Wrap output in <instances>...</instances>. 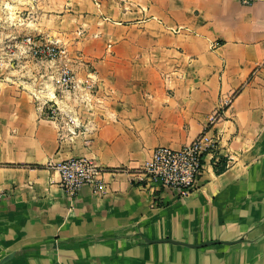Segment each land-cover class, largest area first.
<instances>
[{"label": "crops", "instance_id": "0c3cea01", "mask_svg": "<svg viewBox=\"0 0 264 264\" xmlns=\"http://www.w3.org/2000/svg\"><path fill=\"white\" fill-rule=\"evenodd\" d=\"M19 2L21 23L73 43L99 104L88 145L60 142L18 70L0 69L3 264H264V0ZM229 96L210 129L225 169L206 155L185 197L145 185L152 150L189 143ZM68 157L103 167L106 191L66 195L47 163Z\"/></svg>", "mask_w": 264, "mask_h": 264}, {"label": "built area", "instance_id": "2783aa9c", "mask_svg": "<svg viewBox=\"0 0 264 264\" xmlns=\"http://www.w3.org/2000/svg\"><path fill=\"white\" fill-rule=\"evenodd\" d=\"M9 41L0 57V69L18 70V85L28 92L44 117L55 123L60 142L82 137L88 145L93 130L91 117L99 104V80L93 71L82 78L77 76L75 66L82 63L81 54L72 51L71 44L62 36L40 32ZM231 101L232 96L222 98L208 115L203 131L189 143L179 148L156 146L138 168L145 185L173 189L179 197L188 195L203 173L206 155H211L213 164L218 160L219 138L210 129ZM47 166L58 173L62 191L71 198L84 186L96 195L106 191V170L90 158L68 157L49 161Z\"/></svg>", "mask_w": 264, "mask_h": 264}, {"label": "rangeland", "instance_id": "374dc122", "mask_svg": "<svg viewBox=\"0 0 264 264\" xmlns=\"http://www.w3.org/2000/svg\"><path fill=\"white\" fill-rule=\"evenodd\" d=\"M26 1L22 0V4L26 5ZM20 4L19 0H0V57L4 55L5 44L9 43L12 37L20 38L25 34L38 33L32 29L31 24L21 23L20 17H27L30 11L27 8L19 10Z\"/></svg>", "mask_w": 264, "mask_h": 264}, {"label": "water", "instance_id": "95a60500", "mask_svg": "<svg viewBox=\"0 0 264 264\" xmlns=\"http://www.w3.org/2000/svg\"><path fill=\"white\" fill-rule=\"evenodd\" d=\"M166 241H169V242H174V243H181V242H177V241H173L171 239H166ZM220 241H207V242H203L199 245H191V244H188V243H181V244H184L186 246H205V245H210V244H215V243H219ZM12 257V254L9 253L7 255H5L1 260H0V264H3L4 262H6L9 258Z\"/></svg>", "mask_w": 264, "mask_h": 264}, {"label": "trees", "instance_id": "16d2710c", "mask_svg": "<svg viewBox=\"0 0 264 264\" xmlns=\"http://www.w3.org/2000/svg\"><path fill=\"white\" fill-rule=\"evenodd\" d=\"M226 160L225 158L221 157L218 162L214 165V170L216 173H219L225 169Z\"/></svg>", "mask_w": 264, "mask_h": 264}]
</instances>
